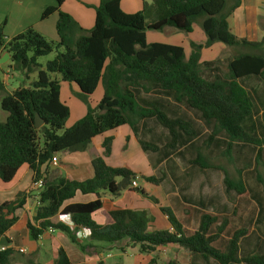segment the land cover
<instances>
[{"label":"trees","instance_id":"1","mask_svg":"<svg viewBox=\"0 0 264 264\" xmlns=\"http://www.w3.org/2000/svg\"><path fill=\"white\" fill-rule=\"evenodd\" d=\"M63 1L55 0L54 5L44 7L40 14V19L57 14L55 42L47 40L32 26L5 40L4 23L0 24V50L7 51L9 60L25 73L38 66L39 56L61 49L45 63L44 69H38L29 87L20 86L0 96V108L6 112L5 119L0 120V181L9 182L22 165H27L32 172L31 187L34 181L41 180L38 189L18 191L14 198L0 200V237L4 245L0 248V264H10L16 252L12 246H6L10 240L5 233L19 218L16 210L24 207L34 190L35 211L31 216H23L32 240L52 229L64 233L87 254L101 249L98 242L109 248L124 241L125 247L137 246L141 253L155 252L158 246L177 243L181 248L219 264L238 261L264 264V254L238 258V239L246 229L227 227L226 220L219 222L222 219L212 213L202 214L197 227L187 228L168 207L160 205L158 209L166 216L170 229L151 230L148 228L154 217L146 209H111L105 213L103 223L92 217L101 209V192L117 196L125 189H137L147 196L142 188L131 186L132 181L140 176L156 184L153 175H139L126 165L107 164L105 157L111 153L114 136L103 137L100 152L92 143L95 136L126 124L141 150L162 154L158 158L161 161L163 156L168 157L196 133L186 120L171 117L155 103L147 102L140 96L144 92L158 91L195 110L203 123L212 124L213 134H223L228 148L240 141L260 149L264 143V127L261 133L250 129L258 110L252 94L240 80L254 75L264 84V55L238 53L228 60L224 73H217L216 60H201V49L215 42L227 46L249 44L232 33L228 25L227 17L237 2L226 8V0H150L143 1L138 11L126 13L120 8V0H99L94 6L93 26L85 30L68 12L60 9ZM197 21L206 39L203 43L190 41L188 56L180 44L146 40V30L170 26L190 33ZM250 45L257 46L258 43ZM206 68L211 74L204 75ZM60 81L74 84L79 98L86 104L85 114L66 128L70 111L60 100ZM99 83L103 88L102 96L91 105L89 96ZM36 114L43 121L39 127L35 126ZM148 119L160 124L170 136L162 150L153 141L138 137L139 123ZM127 141L128 136H125V143ZM85 150L91 155L90 177L79 180L51 169L57 153ZM220 169L227 192L240 194L244 191L240 181ZM77 191L93 193L96 198L65 204ZM62 215L68 217L70 224L60 219ZM79 230L88 232V242L77 239ZM120 248L124 250V247ZM54 264H71L62 247L57 249ZM97 264L107 263L99 260ZM146 264L158 263L152 257ZM163 264L178 263L172 259Z\"/></svg>","mask_w":264,"mask_h":264},{"label":"crops","instance_id":"2","mask_svg":"<svg viewBox=\"0 0 264 264\" xmlns=\"http://www.w3.org/2000/svg\"><path fill=\"white\" fill-rule=\"evenodd\" d=\"M98 1L99 0H76L79 5L77 7L68 4L69 0H64L60 5V9L68 12L79 27L89 30L93 26L94 22L93 7L97 5ZM143 1L144 0H120V8L126 13H133L141 8ZM236 2V7L227 17L231 32L236 36L251 42L250 44L264 41V37H262L264 35V0H226V8H230ZM54 4L55 0H0V24L4 23V26L7 29L12 30L11 34H17L26 27L32 26L43 36L52 38L53 40L56 34L54 26L57 14H51L47 18V22H43L45 20L40 19V13L44 7ZM84 9L90 10L84 12ZM194 24H196V22ZM194 24L193 30L190 33L195 31ZM197 25L200 26L199 24ZM198 35L199 39L188 41V49H186L184 45L180 44L184 48L186 56L190 53V41L196 43H203L205 41L206 37L202 29L199 31ZM250 44L232 45L229 47H232V49L237 52L234 55L242 52H256L264 55V44L261 43L257 46ZM216 46L218 49H223L224 47V49H227L226 47H228L221 42L217 44L213 43L209 47H204L201 49V60H213L216 58V55H209L207 53V51H212ZM243 48L247 50L242 51ZM3 52L4 51L0 50V56ZM234 55L230 56L228 60H230ZM62 82L64 81H60V92ZM240 83L247 90H249L255 100L258 111L253 117V124L249 127L258 133V128L264 127V84L257 76H246L240 80ZM157 106L166 113L161 105ZM144 125L146 124L142 121L139 126L142 127ZM203 125L204 131L209 132L205 138L206 149L204 150L203 155L198 150L193 149L194 158L186 160L190 166H197L196 170H185V168L181 167L180 164L178 165L179 170L177 171L173 170L172 172H168L166 175L161 172V180H159V183L156 184L161 196L158 197V203L161 206L168 207L182 226L187 228L197 227L202 214L204 213L215 214L222 219L219 220V222L226 220L227 227L245 228L246 232L238 239L237 257L242 258L254 254L262 255L264 254V143H262L260 145V149H258L259 147L257 145L237 141L228 148L225 143L226 139L224 138L222 143H225V147L222 148V145H219L221 140H216L215 137H217V134L212 133V124L204 123ZM123 126L124 125H121L117 128H121ZM117 128L108 130L93 138L92 143L97 147L99 152L101 151L99 146L103 137L106 135H113V131H116ZM137 134L139 135L138 128ZM125 136H128V142L126 144L127 148L131 142L133 144L135 142L137 143L130 127L125 131L124 137ZM114 140L115 137L112 140L111 153ZM191 140H193V138L187 142H190ZM181 146H184V144L182 143ZM181 146L173 150L168 157L163 156L161 161H158V158L160 155L162 156V154L157 156L155 159V167L163 168L164 162L172 154L181 156V151H179ZM218 146L220 149H218ZM136 147L137 149H141L139 148V144ZM215 153H218L219 155L224 154L229 160L232 158L234 159L233 161L237 164L234 167L237 174L235 180L240 181L244 187V191L240 194L235 192L237 194V203L230 213H228L226 209V204L222 202L223 200L221 196H219L220 193L215 191V188L213 189V185H217L221 188L224 176L222 170L220 169H223L224 167L213 162L215 160V157H213ZM57 154L60 155V164L58 167L51 165V169H57L60 175H65L79 180L88 178L92 175V168L90 165L91 155L87 150L73 153L62 151ZM57 154L54 156L55 158H57ZM62 156L63 159H65V162H62ZM110 156L111 155L105 157L107 164H109L108 158H110ZM176 161L178 163L179 160L177 159ZM109 165L115 166L113 164ZM225 171L227 173L226 169ZM218 174H220V176ZM31 178V170L27 165H22L9 182L11 184L16 181L23 182L22 189L28 190ZM166 178H168L167 182ZM3 184L5 183L0 181V200L3 201L14 198L13 196L16 193V189L14 187L16 184L9 187H2L1 185ZM223 190L224 192L226 191L224 187ZM127 193L129 192L125 190L119 195L113 196L107 192H101L100 200L102 206L101 209L92 214L94 220L98 223H103L105 221V213L115 208L146 209L147 211L149 208L150 210L155 211L153 206L148 205L147 200H142L143 198L138 193H132V200L125 201ZM95 198L96 195L93 193L82 194L77 191L74 197L67 200L65 204L71 202H86ZM36 206L37 201L35 200V197L29 196L24 207L17 209L15 212L19 217L18 220L5 233V236L10 240V243L6 246H12L16 251L12 255L10 264H54L57 257V249L59 247H62L65 250L71 264H87L92 261L98 263L99 260H102L103 252L111 248H107L103 242H98L97 244L101 247V249L98 250L97 253L87 254L82 252L74 243H72L66 235L54 236L56 230H48L44 232L37 240L30 239L24 226L23 216L25 214L31 216L34 213ZM156 214L160 221V225L156 223L157 227L170 229L166 216L161 212L159 215L158 210ZM60 219L63 222L70 224L67 216L62 215L60 216ZM77 235V239L79 241H82L83 243L89 241L88 232L86 230L77 231ZM2 241V237H0V248L4 246L1 244ZM114 247L115 246L113 245V249H115ZM128 247L137 248V246ZM121 251H125V248ZM37 255H39L41 261L36 259ZM47 255H51V259L46 262L44 258H46ZM152 257L156 258L158 264H163L164 262L172 259L176 260L178 264H219L211 258L207 260L203 259L197 252L193 253L183 249L177 243L166 246H158L155 252L148 253V260L146 263ZM235 264L248 263L238 261Z\"/></svg>","mask_w":264,"mask_h":264},{"label":"rangeland","instance_id":"3","mask_svg":"<svg viewBox=\"0 0 264 264\" xmlns=\"http://www.w3.org/2000/svg\"><path fill=\"white\" fill-rule=\"evenodd\" d=\"M145 2H150V0H144ZM68 4L74 5V6H79L76 0H69ZM94 9V7H93ZM90 9H84V12L89 11ZM41 14V13H40ZM49 17V16H48ZM47 17V18H48ZM47 18L41 19L45 20L43 22H47ZM46 24V23H44ZM198 22L194 24L195 31L193 33H185L183 31L176 30L170 26H165L161 30H146L147 31V42H164V43H176V44H182L188 49V41L189 40H195L199 39V31H201V27L198 26ZM24 30V29H23ZM22 30V31H23ZM12 30L7 29L5 26L3 27V32H4V39L8 40L15 34H11ZM47 31V30H46ZM45 37V36H44ZM238 37V36H237ZM264 37V35L262 36ZM49 41L55 42L57 40V36L55 34V38H47ZM240 38V37H239ZM248 42V41H247ZM219 42H215L217 44ZM249 44L251 42H248ZM264 44L263 42H259V44ZM225 48V47H224ZM218 49V47H214L212 51H207L209 55H216V58L213 60H216L217 62V68L218 72L217 73H224L227 70L226 64L230 56L234 55L235 50L232 49V47H226L227 49ZM59 50L53 49L50 53L39 56L37 58V64L38 66L30 73H25L22 70L17 69L14 64L8 59L0 56V79L3 82V89L0 90V96L4 93H8L12 90H14L17 87L24 86V87H29L32 80L36 78L37 71L38 69H44L45 63L48 60H51ZM247 49L243 48L242 51H246ZM239 52V50H238ZM204 75L211 74V71L208 70L207 68L203 70ZM254 76V75H251ZM61 92H60V100L65 102L66 105L69 107V117L67 118L64 127H69L71 126L76 120L81 118L85 112H86V104L84 101H82L79 96H78V89L76 86L72 83L69 82H62L61 83ZM263 90V87H262ZM249 91V90H248ZM103 88L102 84L99 83L93 93L89 96L91 105H95L96 102H98L102 96ZM142 98L147 100L150 103H155L156 105H161L162 108L166 111V113L170 116H178L181 117L188 122H190V125L194 128L195 134L193 136V140L190 142H185L183 143L184 146H181L179 151H181V156H178L177 154H172L168 159L163 164V168L155 167V159L157 156L160 154L158 153H150V152H143L141 149H137L136 146H138V142L136 143H130L129 147H126L127 142L125 143V137L124 133L126 130L129 129L128 125H124L121 128H117L116 131H113V135L115 137L114 143H113V148H112V153H110V158H108L109 164L113 165H123L125 164L128 168L133 170L135 173L143 176H151L153 175L156 179V184L159 183L158 181L161 180V172L166 175L168 172H172L179 170L178 165L181 164V167L185 168V170H196L197 166H190L186 160L193 159L194 158V152L193 149L198 150L202 155L204 153V150L206 149L205 147V138L208 135L209 132L204 131V123L200 119L199 114L193 110L185 106L183 103H178L174 101L171 97L162 94L158 91H150V92H144L140 94ZM257 108V106H256ZM6 117V112L1 110L0 108V120L3 121ZM146 125L140 127V123L138 125V137H141L144 140H149L153 141L160 147L162 150L165 146V143L169 140V134L166 131L165 128H163L160 124H158L156 121L152 119H148L144 121ZM261 122V121H259ZM262 128H258V133L262 132ZM217 137H215L216 140H221L219 142V145H222V148L225 147V143H222L224 136L221 133H216ZM114 139V138H113ZM192 139V138H191ZM134 142V141H133ZM135 146V147H134ZM179 147V146H178ZM177 147V148H178ZM136 148V149H135ZM140 148V147H139ZM176 148V149H177ZM218 149L220 147L218 146ZM60 155L57 154V166L60 164ZM215 160L213 161L215 164H220L222 165L226 170L227 174L229 177L232 179H236L237 174L235 172L234 167L237 165L235 164L234 159L232 158L229 160L224 154L219 155L218 153H215L214 156ZM179 160L177 163V159ZM227 158V159H226ZM62 162H65V159H63L62 156ZM91 165V164H90ZM223 168V169H224ZM224 169V170H225ZM262 171V170H261ZM220 176V174H218ZM168 181V178H166V182ZM161 182V181H160ZM216 182V181H215ZM13 184H16L14 187L16 190V193L18 191H22L25 189L23 188V182H14ZM10 182L5 183L1 185L2 187L4 186H11L13 185ZM156 184H152L147 182L143 177H138L136 179V186L139 188H142L146 193L147 196H143L140 194V192L137 189H125L129 193H127L125 201L132 200L131 195L132 193H138L141 195L143 198L142 200H147L148 205H152L155 211H152L148 208V213L154 217V221L150 223L149 230L158 228L156 223L159 224V218L157 217V210L160 215V210L159 208V200L158 197L160 196L159 190ZM221 184V183H220ZM223 184H221V188L217 185H213V189L215 188V191H218L220 193L219 196L222 198V202L226 204V209L228 213H230L233 208L235 207L236 199H237V194L234 191H225L223 190L222 187ZM169 186V185H167ZM31 183H30V187ZM123 190V191H125ZM122 191V192H123ZM224 192V193H223ZM16 193L14 194L13 197H15ZM36 191H31L30 196H35ZM161 197V196H160ZM152 198L156 199V202L153 201ZM144 202V201H142ZM222 203V204H223ZM155 212V215H154ZM160 225V224H159ZM158 225V226H159ZM65 235L59 230H56L54 233V236H61ZM120 247H124L125 251H121ZM113 249V246L110 248L112 250H107L103 252V257L102 260L107 263V264H145L146 261L148 260V253H140L138 252L137 248L135 247H125L124 246V241H121L118 243V245H115ZM118 249V250H117ZM120 250V251H119ZM72 253V252H71ZM36 259L40 260L39 255L36 256ZM51 259V255H47L44 260L47 262L48 260ZM38 260V261H39ZM97 262H89L87 264H96ZM49 264V263H48Z\"/></svg>","mask_w":264,"mask_h":264},{"label":"built area","instance_id":"4","mask_svg":"<svg viewBox=\"0 0 264 264\" xmlns=\"http://www.w3.org/2000/svg\"><path fill=\"white\" fill-rule=\"evenodd\" d=\"M56 164H57V160H56L55 157H53V159H52V165H56ZM40 186H41V180H37V181H34V182L32 183V187H33L34 189H38ZM131 186H136V182H135V180L132 181ZM49 230L51 231L52 229H49ZM1 248H3V247H1Z\"/></svg>","mask_w":264,"mask_h":264},{"label":"water","instance_id":"5","mask_svg":"<svg viewBox=\"0 0 264 264\" xmlns=\"http://www.w3.org/2000/svg\"><path fill=\"white\" fill-rule=\"evenodd\" d=\"M2 57L8 59L9 58V53L7 51H4L3 54L1 55ZM43 121L39 118L38 114L35 115V126L39 127Z\"/></svg>","mask_w":264,"mask_h":264}]
</instances>
